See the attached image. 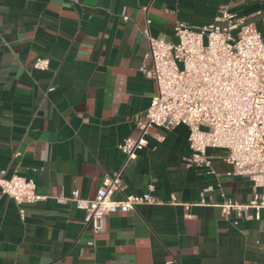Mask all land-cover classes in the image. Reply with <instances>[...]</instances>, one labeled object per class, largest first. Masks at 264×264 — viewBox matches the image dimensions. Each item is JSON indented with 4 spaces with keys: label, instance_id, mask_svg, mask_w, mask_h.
<instances>
[{
    "label": "crops",
    "instance_id": "1",
    "mask_svg": "<svg viewBox=\"0 0 264 264\" xmlns=\"http://www.w3.org/2000/svg\"><path fill=\"white\" fill-rule=\"evenodd\" d=\"M222 6L263 29L264 0H0V171L47 196L23 206L25 219L1 196L0 264H264V220L219 206L254 194L226 150L208 149L215 173L187 166L185 125L151 127L135 159L120 149L157 92L141 71L152 67L144 30L175 41L178 22L208 24ZM120 171L115 199L152 184L160 202L110 213L95 233L58 198L75 188L95 198Z\"/></svg>",
    "mask_w": 264,
    "mask_h": 264
},
{
    "label": "built area",
    "instance_id": "2",
    "mask_svg": "<svg viewBox=\"0 0 264 264\" xmlns=\"http://www.w3.org/2000/svg\"><path fill=\"white\" fill-rule=\"evenodd\" d=\"M262 22L260 30L246 16L222 6L208 24L178 22L175 41L156 37L147 27L144 33L152 67L144 64L141 71L155 80L157 92L143 117L137 118L138 135L120 144L126 160L135 159L147 146L151 127L185 125L191 149L186 165L206 168L209 173L215 170L208 149L226 150L232 174L247 177L254 186L249 202L225 199L219 204L226 218L234 214L238 220H264V16ZM49 65L47 58H37L33 64L38 70ZM121 189L120 171L104 178L95 198L81 196L77 188L58 198L84 210V222L95 233L104 231L110 213L160 202L152 184L147 192L115 199V192ZM4 194L21 206L22 219L24 205L47 198L39 193L34 179L18 174L8 177L2 170L0 198Z\"/></svg>",
    "mask_w": 264,
    "mask_h": 264
}]
</instances>
